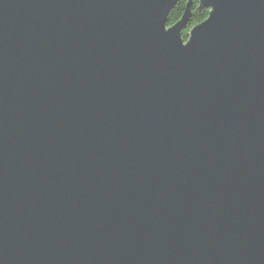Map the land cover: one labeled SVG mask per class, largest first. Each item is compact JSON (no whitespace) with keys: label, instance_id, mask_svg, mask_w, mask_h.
Returning a JSON list of instances; mask_svg holds the SVG:
<instances>
[{"label":"water","instance_id":"obj_1","mask_svg":"<svg viewBox=\"0 0 264 264\" xmlns=\"http://www.w3.org/2000/svg\"><path fill=\"white\" fill-rule=\"evenodd\" d=\"M0 0V264H264V0Z\"/></svg>","mask_w":264,"mask_h":264},{"label":"trees","instance_id":"obj_2","mask_svg":"<svg viewBox=\"0 0 264 264\" xmlns=\"http://www.w3.org/2000/svg\"><path fill=\"white\" fill-rule=\"evenodd\" d=\"M185 6L186 0H180L179 2H177L175 7L171 10L168 15V27L174 25L181 18ZM208 13V9H203L200 7L198 0H193L192 7L190 9V19L186 25V28L181 32V38L184 42L188 40L191 29L200 22H202L207 17Z\"/></svg>","mask_w":264,"mask_h":264}]
</instances>
